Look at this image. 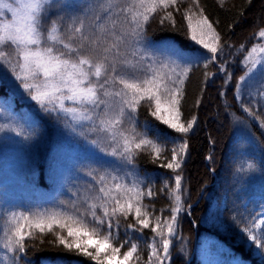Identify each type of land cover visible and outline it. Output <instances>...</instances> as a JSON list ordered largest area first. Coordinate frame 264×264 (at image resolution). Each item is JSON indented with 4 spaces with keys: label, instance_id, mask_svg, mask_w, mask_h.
I'll use <instances>...</instances> for the list:
<instances>
[{
    "label": "trees",
    "instance_id": "obj_1",
    "mask_svg": "<svg viewBox=\"0 0 264 264\" xmlns=\"http://www.w3.org/2000/svg\"><path fill=\"white\" fill-rule=\"evenodd\" d=\"M72 2L56 0L58 7L53 10L52 20L63 30L73 27L70 17L84 19L85 35L91 39L93 33L101 37L98 51L111 45L112 32L119 35L127 30L120 8L132 0ZM89 4L94 5L91 10L85 8ZM109 6L110 12L106 11ZM176 7L179 11L173 7L166 10L172 12L175 24L161 23L166 11L158 10L146 25L143 43L120 46V59L135 64L137 75L149 65L162 73L176 67L179 73L186 65L174 52L183 56L202 52L211 55L191 39L185 12L194 14L193 23L207 17L212 29H203L206 42L216 45L215 37H219L220 50L215 59L192 66L182 86L179 120L185 126L195 120L187 134L164 125L151 115L154 105L141 102L135 127L137 132L147 133L149 139L162 138L156 141L161 147L159 156L146 146L134 149L132 164L106 154L116 145L106 133L96 130V117L103 118L104 105L90 113L92 121L77 128L62 115L47 114L25 102L24 96L12 89L7 71L11 67L0 60V264H94L58 245L52 232L40 234L34 228V238L25 240L26 252L13 253L4 247L5 232L13 213L36 218L53 212L83 211L96 193V173L103 174L105 170L129 185L138 180L145 193L152 190L153 196L145 195L142 201L151 226L156 217L162 221L170 218L169 209L176 203L174 177L181 176L183 211L177 216L171 259L165 264H199L195 249L201 237L216 246L220 264H232L233 256L241 257L245 264H264L241 232L255 216L264 213V75L260 72L242 85L237 84L247 71L240 66L241 60L260 43L257 37L264 29V0H198V5L194 0H178ZM85 12H90L87 19ZM45 26L48 27L47 22ZM101 27L108 31L101 33ZM0 53L11 59L16 56L11 47H0ZM221 71L225 73L221 75ZM212 73H216L214 79ZM108 99L113 105L118 103V98ZM122 127L129 128L127 124ZM183 142L188 148L186 154L178 157L181 167L167 168L168 163H176L172 149ZM100 149L105 153H100ZM213 207L218 210V224L209 220ZM96 211L102 214L101 209ZM136 223L133 215L112 217L113 236L117 237L113 243L117 247L124 244L122 257L129 247L125 243L127 232L130 240L138 244V251L128 264H150L151 239L147 244L137 239L140 232L129 228ZM142 231L146 238L154 235L151 227ZM159 254L162 257V252ZM151 264H157L155 258Z\"/></svg>",
    "mask_w": 264,
    "mask_h": 264
},
{
    "label": "snow or ice",
    "instance_id": "obj_2",
    "mask_svg": "<svg viewBox=\"0 0 264 264\" xmlns=\"http://www.w3.org/2000/svg\"><path fill=\"white\" fill-rule=\"evenodd\" d=\"M177 3L178 0H132L130 4L120 8L127 30L119 35L112 32L114 39L111 45L98 51L101 37L95 33L94 39L85 35L84 19L70 17L73 27L63 30L57 21L52 20L53 10L58 7L55 0H17L16 7L7 0H0V12L6 10L11 13L10 18L0 20V45L13 48L17 57L13 63L0 53V60L7 61L15 74V80L19 82L18 86L36 102L42 112H67L72 114L74 120L92 121L93 115L90 113H95L100 105H104L103 118L96 117L99 121L96 130L106 133L108 139L116 145L108 155L119 157L126 164H132L136 155L134 149L146 146L152 148L159 156L161 147L156 141L162 138L157 136L155 140L149 139L147 133L137 132L135 127L136 113L141 102L147 101L154 105L155 110L151 115L164 125L181 134H187L195 120L190 121L187 126L179 120L182 86L192 66L202 60L211 62L215 59V54L220 50L219 37H215L216 45L206 42L203 29H212L207 17L202 16L193 23L194 14L185 12L184 18L191 30V39L202 45L211 55L202 52L199 55L183 56L174 52L173 54L186 65L179 73L176 67L170 68L169 73H162L149 65L137 75L135 64L126 58L120 59V46L143 43L146 25L152 16L158 10L166 11L170 7L179 11ZM194 3L198 5V0H194ZM93 7L91 4L85 5L89 10ZM106 11L110 12L111 6ZM55 14L59 15L58 12ZM89 14L90 12H85V19ZM165 21L175 24L172 12L166 11V15L161 17V23ZM46 22L48 27L45 26ZM77 23L78 27L75 26ZM107 31V28H100L101 33ZM259 36L264 38V31H261ZM256 51V48L252 49V52ZM260 51L264 52V48ZM256 63L264 69V58L253 62V67ZM207 66L205 64V67ZM168 67L161 65V68ZM261 75H264V71ZM108 98H118V103L113 105ZM65 101H71L74 106H66ZM124 124L129 128L122 127ZM93 143L95 144V141ZM187 148L188 144L183 142L172 149V160L176 163H168L167 168L179 169L181 163L178 157L186 154ZM251 167L252 165H249V168ZM96 176V193L83 211L53 212L49 215L40 214L36 218L24 213H13L8 220L4 247L13 253H25V240L34 238V228L40 234L52 232L58 245L70 253L90 259L94 264H128L137 253L138 244L131 241L126 232L125 243H128L129 247L123 256H120L124 244L117 247L113 243L117 237L113 236L112 217L133 215L137 223L129 225V228L134 233L140 232L137 239L145 240L146 244L151 239L150 264L153 258L157 264L169 262L170 245L176 235L177 216L183 211L179 194L181 176L177 174L174 177L176 192L173 195L176 203L169 209L170 218L162 221L160 217H156L154 226H151L149 213L142 203L145 195L149 198L153 196L151 189L145 193L138 180L129 185L106 170L103 174L98 171ZM98 208L102 210L101 215L97 214ZM150 227L154 235L146 238L142 230ZM64 232L66 235L62 234ZM241 232L246 235L249 244L256 249L260 258L264 259V213L255 216ZM232 264H245V261L241 257L233 256Z\"/></svg>",
    "mask_w": 264,
    "mask_h": 264
},
{
    "label": "rangeland",
    "instance_id": "obj_3",
    "mask_svg": "<svg viewBox=\"0 0 264 264\" xmlns=\"http://www.w3.org/2000/svg\"><path fill=\"white\" fill-rule=\"evenodd\" d=\"M56 1V0H55ZM63 1L64 3H73V0H60ZM8 3H11L13 7L17 6V0H7ZM11 17V13L7 12L6 10L3 12H0V20H6L8 18ZM261 31H264L261 30ZM260 31V32H261ZM258 42H260L257 46H255L254 48L257 49L256 52H252V49L247 52V54L244 55V58L241 60V67H245L246 68V73L244 75H242L240 77V79L238 80V85H242L243 83L249 81L250 79L254 78L257 76L258 73L264 71V69L260 68L259 63H256L255 66L253 67V62L258 61L259 59L264 58V52H261L260 49L264 48V38L260 37L258 35L257 37ZM3 45H0V47H2ZM8 60H11L13 63H15L17 57H12L8 58ZM4 62H7L6 60H3ZM222 68L219 69L218 73L220 72ZM7 71L10 73V82L12 84V89L17 93V94H22L24 96V101L27 103H31L32 106L34 107H39L36 102H34L33 100H31L29 98V96L24 92V90L22 89V87H19L18 84L19 82L15 80V74L13 73L12 69L10 68V70L7 69ZM221 75H223L225 72L221 71ZM214 76L216 77V73H212L211 74V78L214 79ZM243 77V79H241ZM227 79V77H224ZM228 84H230V82L228 81ZM65 105L66 106H74L72 105L71 101H65ZM51 107V105H50ZM60 115H62V117L64 119H67V121L71 122L73 126L80 128L82 127L84 124H87L88 121H79V120H74L72 118V114L67 113V112H56ZM100 153H105V151H101L99 150ZM107 154V153H106ZM219 214H218V210L216 207H213L212 211L209 214V220L211 222H213L214 224H218L219 223ZM255 253L257 255H259L255 249ZM195 255L199 260V264H220L219 258L217 256V252H216V246L211 242L210 239H207L206 237H201L199 239V242L196 246L195 249ZM192 257V256H191ZM191 259V258H190Z\"/></svg>",
    "mask_w": 264,
    "mask_h": 264
}]
</instances>
